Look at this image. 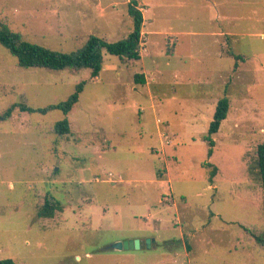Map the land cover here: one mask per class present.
Returning <instances> with one entry per match:
<instances>
[{"label": "rangeland", "instance_id": "obj_1", "mask_svg": "<svg viewBox=\"0 0 264 264\" xmlns=\"http://www.w3.org/2000/svg\"><path fill=\"white\" fill-rule=\"evenodd\" d=\"M134 1L143 14L140 59L103 51L95 78L87 68L18 67L0 46V114L14 103H59L86 81L66 115L16 108L0 121V260L264 264L253 238L264 231L256 167L264 0ZM128 2L0 0V22L26 41L70 52L89 35L127 36ZM222 97L229 108L208 157L203 136ZM63 118L69 132L55 134ZM206 161L216 166L212 183ZM45 197L62 205L51 218L37 216ZM128 239L140 247L109 248Z\"/></svg>", "mask_w": 264, "mask_h": 264}, {"label": "trees", "instance_id": "obj_2", "mask_svg": "<svg viewBox=\"0 0 264 264\" xmlns=\"http://www.w3.org/2000/svg\"><path fill=\"white\" fill-rule=\"evenodd\" d=\"M127 12L132 21V29L125 36L115 42H107L97 35H89L85 43L70 52H63L56 49L29 42L23 39L20 33L11 30L5 24L0 22V46L5 48L16 59L18 67L23 68H45L49 70H81L89 69L90 77L95 78L99 75L103 63V51L117 56L120 60L134 63L140 59L141 31L143 26V14L136 1L129 0ZM232 55V53L229 51ZM238 59V55H234ZM236 65V62H235ZM134 81L138 84H144L143 74H134ZM85 80L76 84L75 90L63 101L56 104H49L43 108H31L23 103H14L0 114V121L8 119L17 108L21 111L36 112L45 114L51 110H58L63 115L70 112L79 99V94L83 90ZM229 108V100L226 97L219 98L214 108L213 118L209 122L207 134L203 136L207 142V156L212 155L214 140L211 135L216 133L222 121L226 118ZM58 135H64L69 132V122L66 118L56 121L51 129ZM203 166L209 168L208 181L212 183L216 174V166L206 161ZM256 167L262 187V207L264 216V142L256 147ZM61 211L62 205L59 201L45 197L43 204L37 210V216L42 218H51L55 211ZM255 242L264 248V231L253 233ZM0 264H16L12 259H1Z\"/></svg>", "mask_w": 264, "mask_h": 264}, {"label": "water", "instance_id": "obj_3", "mask_svg": "<svg viewBox=\"0 0 264 264\" xmlns=\"http://www.w3.org/2000/svg\"><path fill=\"white\" fill-rule=\"evenodd\" d=\"M144 244L146 247L150 246V240L146 239L144 241ZM140 247V240L139 239H128L120 242H114L111 245H109L110 249H116V250H132L137 249Z\"/></svg>", "mask_w": 264, "mask_h": 264}, {"label": "crops", "instance_id": "obj_4", "mask_svg": "<svg viewBox=\"0 0 264 264\" xmlns=\"http://www.w3.org/2000/svg\"><path fill=\"white\" fill-rule=\"evenodd\" d=\"M140 53V52H139ZM140 57H141V53H140Z\"/></svg>", "mask_w": 264, "mask_h": 264}]
</instances>
